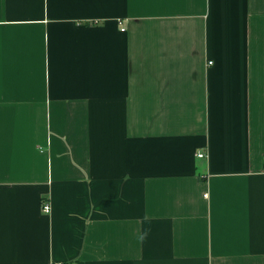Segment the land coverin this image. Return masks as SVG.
<instances>
[{"label": "crops", "instance_id": "0c3cea01", "mask_svg": "<svg viewBox=\"0 0 264 264\" xmlns=\"http://www.w3.org/2000/svg\"><path fill=\"white\" fill-rule=\"evenodd\" d=\"M57 263L264 264V0H0V264Z\"/></svg>", "mask_w": 264, "mask_h": 264}, {"label": "built area", "instance_id": "2783aa9c", "mask_svg": "<svg viewBox=\"0 0 264 264\" xmlns=\"http://www.w3.org/2000/svg\"><path fill=\"white\" fill-rule=\"evenodd\" d=\"M120 25H122L121 23H120ZM126 31V29L124 28V29H121V32L122 33H124ZM213 63H210V65H212ZM196 157L197 158H204V157H206L205 156V154L203 153V152H198L197 154H196ZM43 213H45V214H51V207H50V205H49V203L48 202H43ZM57 264H62V263H57Z\"/></svg>", "mask_w": 264, "mask_h": 264}]
</instances>
